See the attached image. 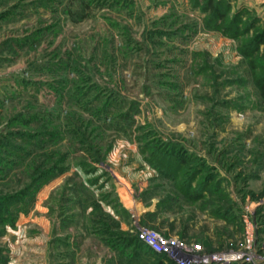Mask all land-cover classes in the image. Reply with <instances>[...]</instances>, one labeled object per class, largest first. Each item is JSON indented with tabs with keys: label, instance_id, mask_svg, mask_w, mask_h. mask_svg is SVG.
I'll return each instance as SVG.
<instances>
[{
	"label": "rangeland",
	"instance_id": "obj_1",
	"mask_svg": "<svg viewBox=\"0 0 264 264\" xmlns=\"http://www.w3.org/2000/svg\"><path fill=\"white\" fill-rule=\"evenodd\" d=\"M223 2L236 38L205 0H0V264H175L138 227L264 264V0Z\"/></svg>",
	"mask_w": 264,
	"mask_h": 264
},
{
	"label": "trees",
	"instance_id": "obj_2",
	"mask_svg": "<svg viewBox=\"0 0 264 264\" xmlns=\"http://www.w3.org/2000/svg\"><path fill=\"white\" fill-rule=\"evenodd\" d=\"M223 4H224L223 0H205V6L203 9L206 12H210V16L208 17L207 22L210 23L211 28L220 32L223 36L236 38L237 36L241 34L240 33L241 31H238L239 29H238V25L236 21L237 17H233V19L232 18L228 19L226 15V10L223 7ZM263 43H264L263 34L254 35L253 38H250L245 45L238 46L237 50L241 56L249 59L250 61L252 60L253 55L257 51L258 46ZM250 65L253 66L252 61H250ZM253 84L258 91L259 97L264 102V75H261V76L254 75ZM8 198H11V196ZM0 210L2 211V214H3L4 212L3 210H5V208L0 206ZM3 216L4 215H1L0 218L5 219L7 215L4 217ZM150 252L155 253L151 249H150ZM155 254L159 255L157 253Z\"/></svg>",
	"mask_w": 264,
	"mask_h": 264
},
{
	"label": "built area",
	"instance_id": "obj_3",
	"mask_svg": "<svg viewBox=\"0 0 264 264\" xmlns=\"http://www.w3.org/2000/svg\"><path fill=\"white\" fill-rule=\"evenodd\" d=\"M137 236L153 252L166 255L175 264H205L207 260L195 256L192 252L198 246L180 243L175 236H165L155 229L138 227ZM225 259H228L225 256Z\"/></svg>",
	"mask_w": 264,
	"mask_h": 264
}]
</instances>
